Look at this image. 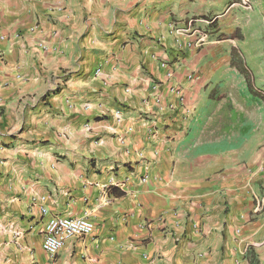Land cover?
<instances>
[{
    "label": "crops",
    "instance_id": "1",
    "mask_svg": "<svg viewBox=\"0 0 264 264\" xmlns=\"http://www.w3.org/2000/svg\"><path fill=\"white\" fill-rule=\"evenodd\" d=\"M241 20L233 0H0V264H264V166L204 134ZM188 27L207 42L179 46ZM48 216L94 230L49 257Z\"/></svg>",
    "mask_w": 264,
    "mask_h": 264
},
{
    "label": "rangeland",
    "instance_id": "2",
    "mask_svg": "<svg viewBox=\"0 0 264 264\" xmlns=\"http://www.w3.org/2000/svg\"><path fill=\"white\" fill-rule=\"evenodd\" d=\"M242 1L233 0L242 14L238 31L218 37L237 42L235 47L228 43L229 59L210 92L211 110L204 120V134L212 140L244 137L246 152L254 157L251 160L246 156L247 170L256 160L264 166V0H244L245 6ZM232 51L250 69L259 100H251L243 93V77L230 66Z\"/></svg>",
    "mask_w": 264,
    "mask_h": 264
},
{
    "label": "built area",
    "instance_id": "3",
    "mask_svg": "<svg viewBox=\"0 0 264 264\" xmlns=\"http://www.w3.org/2000/svg\"><path fill=\"white\" fill-rule=\"evenodd\" d=\"M242 5H247V2L243 0ZM172 33L176 36L179 46L184 45L187 49H198L207 42L205 34H195L191 27L174 29ZM168 77L171 78L172 75L168 74ZM116 117L119 118V113H116ZM41 213L47 215V210L41 208ZM93 230V223L86 217L48 216L43 224L42 249L49 257H54L67 238L87 236Z\"/></svg>",
    "mask_w": 264,
    "mask_h": 264
},
{
    "label": "trees",
    "instance_id": "4",
    "mask_svg": "<svg viewBox=\"0 0 264 264\" xmlns=\"http://www.w3.org/2000/svg\"><path fill=\"white\" fill-rule=\"evenodd\" d=\"M230 66L234 68L243 77V81L245 85L243 93L251 100H255V101L259 100L260 96L257 94L255 90L250 69L248 68L244 60L239 59L238 55L236 56L233 55V51L230 55Z\"/></svg>",
    "mask_w": 264,
    "mask_h": 264
}]
</instances>
